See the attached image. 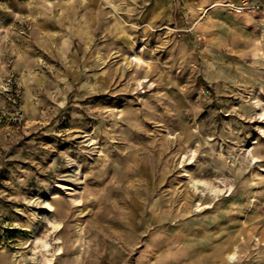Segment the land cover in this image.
Masks as SVG:
<instances>
[{
  "label": "rangeland",
  "instance_id": "obj_1",
  "mask_svg": "<svg viewBox=\"0 0 264 264\" xmlns=\"http://www.w3.org/2000/svg\"><path fill=\"white\" fill-rule=\"evenodd\" d=\"M264 0H0V264H264Z\"/></svg>",
  "mask_w": 264,
  "mask_h": 264
},
{
  "label": "bare ground",
  "instance_id": "obj_2",
  "mask_svg": "<svg viewBox=\"0 0 264 264\" xmlns=\"http://www.w3.org/2000/svg\"><path fill=\"white\" fill-rule=\"evenodd\" d=\"M264 112V111H263ZM262 116H264V113L263 114H261Z\"/></svg>",
  "mask_w": 264,
  "mask_h": 264
}]
</instances>
